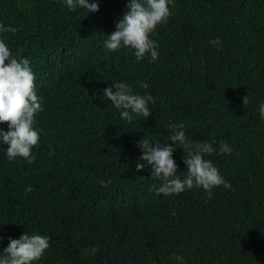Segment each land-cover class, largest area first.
<instances>
[{
    "label": "trees",
    "instance_id": "trees-1",
    "mask_svg": "<svg viewBox=\"0 0 264 264\" xmlns=\"http://www.w3.org/2000/svg\"><path fill=\"white\" fill-rule=\"evenodd\" d=\"M126 3L99 0L88 14L0 0V24L17 30L5 42L29 59L43 98L35 159L8 160L0 146V251L26 231L49 237L34 264H264V0H172L155 61L104 47ZM112 80L150 92L152 114L121 120L102 96ZM181 121L189 140L232 147L205 154L229 186L157 194L150 166L136 171L137 141L164 142ZM173 155L184 171L183 148Z\"/></svg>",
    "mask_w": 264,
    "mask_h": 264
},
{
    "label": "clouds",
    "instance_id": "clouds-1",
    "mask_svg": "<svg viewBox=\"0 0 264 264\" xmlns=\"http://www.w3.org/2000/svg\"><path fill=\"white\" fill-rule=\"evenodd\" d=\"M68 10L84 9L88 14L99 11V0H61ZM172 0H127L126 10L116 21L115 30L106 35L104 47L116 51L128 47L133 51L137 61L146 56L157 60L159 56L158 42L152 38L157 25L166 22L171 14ZM17 30L0 24V146L7 145L5 156L8 160L23 157L31 163L35 156L33 146L38 144L41 129L35 126V114L43 110L42 97L36 91L35 73L27 57L14 58L6 44V37L15 35ZM213 46H221L219 36L210 40ZM140 87H149L146 81ZM119 110V117L131 123L136 117L146 120L151 114L149 104L153 101L150 92L133 91L130 84L123 80H112V84L103 89V95ZM247 103V97H244ZM258 113L264 119V101L258 105ZM7 123V130L4 124ZM170 131L164 142L150 141L145 135L137 141L141 151L135 169L137 172L150 166V176L159 181L153 185L157 194H179L193 186L202 187L208 195L215 186L229 182L220 173L218 167L205 154L214 151L230 153L232 147L221 140L219 148L207 140L197 142L186 137L185 126L181 121L169 125ZM172 141L174 143H169ZM176 147L184 150V171L178 170L173 152ZM54 151L50 147V152ZM140 161H144L141 163ZM183 173V174H181ZM49 247V237L39 232L29 234L24 231L18 238H9L7 246L0 251V264H34ZM97 247L82 249V255H95ZM176 259L183 264V257Z\"/></svg>",
    "mask_w": 264,
    "mask_h": 264
}]
</instances>
